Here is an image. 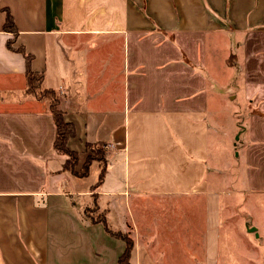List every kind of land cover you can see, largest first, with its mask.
<instances>
[{
    "label": "crops",
    "instance_id": "0c3cea01",
    "mask_svg": "<svg viewBox=\"0 0 264 264\" xmlns=\"http://www.w3.org/2000/svg\"><path fill=\"white\" fill-rule=\"evenodd\" d=\"M28 71L75 128L76 172L104 149L100 184L97 161L62 169ZM236 196L264 209V0H0V264H118L90 207L130 264H250L236 241L264 218L235 234Z\"/></svg>",
    "mask_w": 264,
    "mask_h": 264
},
{
    "label": "trees",
    "instance_id": "16d2710c",
    "mask_svg": "<svg viewBox=\"0 0 264 264\" xmlns=\"http://www.w3.org/2000/svg\"><path fill=\"white\" fill-rule=\"evenodd\" d=\"M3 29L5 32L8 33H16V28L14 25V21L10 13L5 10V19L3 23ZM8 47L11 48V46L8 44ZM40 84H41V76L28 71L27 72V91L29 93L34 94L37 98L39 99H44L45 96H41L40 94H37V89H40ZM42 93H46L50 95V99L53 100L54 98V92L51 90H40ZM49 109L50 113L53 117V121L55 124L56 128V135H55V140H54V149L56 152H58L61 155L66 156V160L62 166V169L65 171H69L72 174H74L77 177H85L88 173V169L90 164L93 161H97L102 164L101 172L99 174V180L98 184H100L104 178V173H105V151L104 149H94L96 145H86L87 149V156L85 158V161L83 165L81 166L80 170L76 172L75 168L78 165V155L77 153L70 151L67 147V143L70 139L75 137V128L73 124L68 123L64 119V112L61 111L57 107V103L55 102H50L49 104ZM93 221V220H92ZM101 221L104 224V227L106 231L113 237L121 240L124 243V251L121 254V256L118 259V264H130V256L131 252L134 246V242L131 239L129 235H123L122 233H112L109 231V229L106 227L105 222L103 221V218Z\"/></svg>",
    "mask_w": 264,
    "mask_h": 264
},
{
    "label": "rangeland",
    "instance_id": "374dc122",
    "mask_svg": "<svg viewBox=\"0 0 264 264\" xmlns=\"http://www.w3.org/2000/svg\"><path fill=\"white\" fill-rule=\"evenodd\" d=\"M229 62V61H228ZM41 89H37V94L41 95L42 97L45 96L44 99L49 100L50 102H54V98H55V102L56 97L54 95L53 100L50 99V95L46 94V93H42V91H40ZM222 123H235L234 120H228V119H224L222 121ZM240 125H243V123H240ZM228 135V139L231 141V143L234 141V136L235 134H227ZM230 136V137H229ZM94 149H102L103 148L101 146H95ZM240 184V180L239 179H235V185H239ZM255 197L250 198V201L247 200L248 202L243 203V206L240 204L242 201V196H236L235 197V201L237 202V205H241L239 208H234V212L235 215H239L241 216L240 218H235L234 220V230L236 231L235 234H237V231H244L245 229L242 228V224L244 219H246L247 221H249V219L253 220L254 222L258 223L257 226H259L260 222L259 220H261L262 218H264V209H262L259 206V202L255 201ZM258 199V198H257ZM262 199V198H260ZM264 204V200L262 199V203L260 205ZM246 208H248L250 211V214L248 211H246ZM85 213L86 215L93 221H97V220H101L102 219V215L99 214V212H97V210L94 207H90L85 209ZM263 220V219H262ZM252 228V227H251ZM223 232L226 231V226L224 225ZM123 235H129V233L123 232ZM246 241L245 240H237L236 241V247L240 248V249H245L248 250V253H250V264H264V232L262 231L261 236L259 238H256V234H252V233H246ZM130 236V235H129Z\"/></svg>",
    "mask_w": 264,
    "mask_h": 264
},
{
    "label": "water",
    "instance_id": "95a60500",
    "mask_svg": "<svg viewBox=\"0 0 264 264\" xmlns=\"http://www.w3.org/2000/svg\"><path fill=\"white\" fill-rule=\"evenodd\" d=\"M249 231H250V232H254V231H255V229H254V228H251V229H249Z\"/></svg>",
    "mask_w": 264,
    "mask_h": 264
}]
</instances>
